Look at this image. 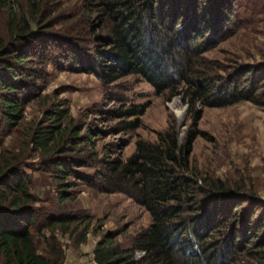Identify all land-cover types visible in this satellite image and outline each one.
<instances>
[{"label":"rangeland","instance_id":"1","mask_svg":"<svg viewBox=\"0 0 264 264\" xmlns=\"http://www.w3.org/2000/svg\"><path fill=\"white\" fill-rule=\"evenodd\" d=\"M11 1L15 11L18 8L32 15L30 0ZM2 2L1 28L7 11ZM214 2L227 7L231 1ZM235 2L225 13L227 18L217 16L216 23L211 22L213 35L210 27L200 28L192 49L201 58L196 64L198 72L208 68L206 72L217 86L251 89L258 68L264 66V0ZM43 3L44 29H60L70 41L62 39L66 48L75 47L91 55L108 50L107 43L102 45L99 38L109 33L110 24L93 0ZM75 28H84V35L79 36ZM164 28L160 29L163 37L167 31ZM175 56L178 62L185 60L180 52ZM52 63L41 59L29 63L38 74L32 77V97L23 109L22 119L0 137V150L19 160L29 178L33 201L26 206L37 218L31 231L39 252L49 254L53 244L62 251V264H96L94 250L103 240L105 247L131 250L135 236L149 225L151 217L137 202L136 190L108 185L113 166L109 161L127 162L136 152L138 140L153 142L169 125L175 127L181 144L188 133L195 135L187 152L195 173L220 179L232 190L242 188L264 203V105L242 100L231 105L204 106L197 101L190 109L182 94L170 90L157 93L138 74L106 83L92 73L81 72L69 61ZM167 68L177 81L174 67L168 63ZM258 87L263 94L264 83ZM131 105L145 109L135 115L139 125L126 129L122 126L133 116L115 114ZM54 112L61 113V121L48 118ZM40 125L56 126L55 140L45 149L31 142L33 131ZM60 161L79 162L73 168L79 176H65L58 171L54 165ZM226 204L221 202L219 211ZM61 218L63 224H58L56 220ZM133 256L137 259L140 252L134 251ZM176 264H181L179 258Z\"/></svg>","mask_w":264,"mask_h":264},{"label":"trees","instance_id":"2","mask_svg":"<svg viewBox=\"0 0 264 264\" xmlns=\"http://www.w3.org/2000/svg\"><path fill=\"white\" fill-rule=\"evenodd\" d=\"M2 1L7 11L5 24L0 27V137L23 117L32 97V77L38 75L29 63L36 59L55 65L69 61L81 72L92 73L106 83L138 74L157 93L170 90L182 94L190 109L197 101L204 106L242 100L264 105V93L258 92V86L264 83V66L258 68L251 89L217 86L208 76V68L204 72L196 69L201 59L192 49L197 34L210 27L213 35L212 23L217 16L227 18L225 13L236 0H227L231 1L227 7L216 5L215 0H93L110 26L109 33L98 39L102 45L107 43L108 50L92 55L62 45V39L70 41L60 29H44L43 0H30L32 15L18 8L15 11L10 0ZM162 26L167 30L164 37ZM84 31L76 30L79 36ZM176 52L184 55L183 62H178ZM168 63L179 76L177 81ZM144 109L131 105L115 115L133 116L122 127L135 128L139 125L135 115ZM54 113L48 118L61 121V113ZM55 127L40 125L33 131L31 142L36 148L45 149L55 140ZM194 138L190 132L181 144L175 127L169 125L153 142L138 140L136 152L127 162L109 161L113 166L108 185L136 190L137 202L149 212L151 221L135 236L129 251L105 247L103 240L94 250L96 264H176L178 258L181 264H264V203L242 188L232 190L220 179L195 173L187 159ZM76 163L60 161L54 167L65 176H79L73 170ZM82 180L89 183L86 178ZM28 186L29 178L22 172L20 161L0 150V264H62L59 246L50 244L49 254L36 248L31 227L37 218L26 206L33 201ZM224 201L227 204L219 211ZM63 220L56 222L63 224ZM134 251L140 252L137 259Z\"/></svg>","mask_w":264,"mask_h":264}]
</instances>
